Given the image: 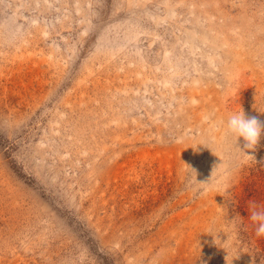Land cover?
Returning <instances> with one entry per match:
<instances>
[{
	"label": "rangeland",
	"instance_id": "rangeland-1",
	"mask_svg": "<svg viewBox=\"0 0 264 264\" xmlns=\"http://www.w3.org/2000/svg\"><path fill=\"white\" fill-rule=\"evenodd\" d=\"M240 110L264 0H0V264H264Z\"/></svg>",
	"mask_w": 264,
	"mask_h": 264
},
{
	"label": "clouds",
	"instance_id": "clouds-1",
	"mask_svg": "<svg viewBox=\"0 0 264 264\" xmlns=\"http://www.w3.org/2000/svg\"><path fill=\"white\" fill-rule=\"evenodd\" d=\"M226 130L227 133L235 138L236 144L238 139L242 138L245 142L244 146L248 149H254L259 142L261 134L264 133V127L261 126V123L257 118L246 117L243 110L235 112L228 117L226 121ZM188 168L196 173V171L189 165ZM209 181L210 178L207 182H197L196 179L195 183L207 185ZM249 219L255 226L256 235L264 236V206L253 203L250 207Z\"/></svg>",
	"mask_w": 264,
	"mask_h": 264
}]
</instances>
